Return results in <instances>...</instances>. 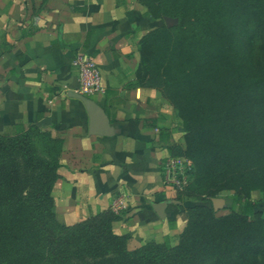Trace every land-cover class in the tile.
<instances>
[{"label": "trees", "instance_id": "1", "mask_svg": "<svg viewBox=\"0 0 264 264\" xmlns=\"http://www.w3.org/2000/svg\"><path fill=\"white\" fill-rule=\"evenodd\" d=\"M160 20L139 40V85L159 90L181 120L191 180L178 242L127 247L99 212L71 225L54 213L61 142L31 125L0 134V264H264V0H137ZM164 17L177 19L170 27ZM35 139L39 143L38 148ZM232 191L227 212L210 198Z\"/></svg>", "mask_w": 264, "mask_h": 264}, {"label": "crops", "instance_id": "2", "mask_svg": "<svg viewBox=\"0 0 264 264\" xmlns=\"http://www.w3.org/2000/svg\"><path fill=\"white\" fill-rule=\"evenodd\" d=\"M159 21L137 0H0V134L34 125L59 139L56 220L71 225L110 210L131 248L175 244L192 204L159 170L174 146L185 147L181 120L135 78L139 40ZM78 53L96 62L102 90L78 92Z\"/></svg>", "mask_w": 264, "mask_h": 264}, {"label": "built area", "instance_id": "3", "mask_svg": "<svg viewBox=\"0 0 264 264\" xmlns=\"http://www.w3.org/2000/svg\"><path fill=\"white\" fill-rule=\"evenodd\" d=\"M78 74V92L89 94L102 90L100 70L92 57L85 53H78L72 60ZM160 175L164 186L171 187L177 193L181 192L186 179L178 164L177 157H166L160 163Z\"/></svg>", "mask_w": 264, "mask_h": 264}, {"label": "rangeland", "instance_id": "4", "mask_svg": "<svg viewBox=\"0 0 264 264\" xmlns=\"http://www.w3.org/2000/svg\"><path fill=\"white\" fill-rule=\"evenodd\" d=\"M157 91L161 94V96L163 98H165L168 101V99L159 90H157ZM168 103H169V101H168ZM169 105L171 106L170 103H169ZM175 113H176V111H175ZM35 143H36L37 147L39 148L40 145H39V143L37 142L36 139H35ZM175 157H177L178 164L181 167V170H182V172L184 174V177L186 179V184H185L184 188H182V190H181V192H184L186 186L189 184V182L191 180V173H190L191 169L188 166V161L186 160L184 155L177 154ZM231 195H232V191H222L218 196L224 197L226 199V202L229 203ZM248 196H249V200L252 201L255 204V207H257V208H259L261 210V217L264 218V192H262L260 190H256V191H252ZM184 199H192V204H196V203H199V202L204 203L206 205L209 204L208 201L207 202L206 201H199V200H197L195 198H185L184 197ZM188 205L189 204H187L186 206H188ZM225 212H227L226 209H221V210L218 211L219 214H223ZM177 242H178V238H177ZM177 242L175 244H177ZM175 244H172V245H175ZM127 247L129 249L136 248V247H134V248L129 247L128 246V242H127Z\"/></svg>", "mask_w": 264, "mask_h": 264}, {"label": "water", "instance_id": "5", "mask_svg": "<svg viewBox=\"0 0 264 264\" xmlns=\"http://www.w3.org/2000/svg\"><path fill=\"white\" fill-rule=\"evenodd\" d=\"M164 23L166 26L170 27L172 25L177 24V19L171 18V17H164ZM72 95L79 98L83 102V104L85 105L88 111L91 112L95 108L94 103L91 100H89L87 97H85L84 95H81L78 93H72ZM209 200L211 202V205L214 211H219L227 207L226 199L222 196L211 197Z\"/></svg>", "mask_w": 264, "mask_h": 264}]
</instances>
